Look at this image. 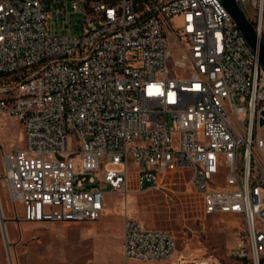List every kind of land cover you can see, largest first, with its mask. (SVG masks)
<instances>
[{
	"label": "built area",
	"instance_id": "built-area-1",
	"mask_svg": "<svg viewBox=\"0 0 264 264\" xmlns=\"http://www.w3.org/2000/svg\"><path fill=\"white\" fill-rule=\"evenodd\" d=\"M235 2L261 37L264 0ZM0 114L22 222L99 221L97 176L128 193L130 162L143 193L189 170L205 215L245 225L240 263L264 260V68L221 0H0ZM123 251L165 262L176 236L127 219Z\"/></svg>",
	"mask_w": 264,
	"mask_h": 264
},
{
	"label": "rangeland",
	"instance_id": "rangeland-1",
	"mask_svg": "<svg viewBox=\"0 0 264 264\" xmlns=\"http://www.w3.org/2000/svg\"><path fill=\"white\" fill-rule=\"evenodd\" d=\"M241 11L255 22L250 6ZM249 15H248V14ZM75 19L80 20L81 16ZM180 24V19L173 21ZM264 41V33L261 36ZM176 54L168 61L172 71ZM264 134V127L260 129ZM20 123L0 114V175L5 165L2 153H10L19 143ZM129 192L113 191L97 176L105 193V211L97 222L74 224H29L22 222L23 208L17 216L8 188L0 184L6 232L11 240L7 249L0 225V264H149L126 262L123 251L124 223L141 222L150 229L169 231L176 236L171 259L156 264H241V248L247 253L245 225L230 216H207L201 196L191 186L192 172L176 173L163 188L139 192L140 167L129 164ZM221 175H226L222 169ZM246 264H250L247 260ZM261 264H264V260Z\"/></svg>",
	"mask_w": 264,
	"mask_h": 264
},
{
	"label": "water",
	"instance_id": "water-1",
	"mask_svg": "<svg viewBox=\"0 0 264 264\" xmlns=\"http://www.w3.org/2000/svg\"><path fill=\"white\" fill-rule=\"evenodd\" d=\"M226 10L233 17L237 27L244 35L248 44L252 48V50L257 53L259 62L264 68V42L261 40V37L253 27V25L249 22V20L245 17L235 0H221ZM264 124V121L261 123ZM5 236L6 232L4 233Z\"/></svg>",
	"mask_w": 264,
	"mask_h": 264
},
{
	"label": "bare ground",
	"instance_id": "bare-ground-1",
	"mask_svg": "<svg viewBox=\"0 0 264 264\" xmlns=\"http://www.w3.org/2000/svg\"><path fill=\"white\" fill-rule=\"evenodd\" d=\"M0 225L2 227V231H3V236H4L6 247H7V249H11L12 250L11 240H10V237H8L7 232H6L7 225H6L5 216H4V213H3V210H2V201L0 202ZM5 232H6L7 236L4 235ZM13 264H14V262H13Z\"/></svg>",
	"mask_w": 264,
	"mask_h": 264
},
{
	"label": "crops",
	"instance_id": "crops-1",
	"mask_svg": "<svg viewBox=\"0 0 264 264\" xmlns=\"http://www.w3.org/2000/svg\"><path fill=\"white\" fill-rule=\"evenodd\" d=\"M156 263H160V262H152V263H149V264H156Z\"/></svg>",
	"mask_w": 264,
	"mask_h": 264
},
{
	"label": "trees",
	"instance_id": "trees-1",
	"mask_svg": "<svg viewBox=\"0 0 264 264\" xmlns=\"http://www.w3.org/2000/svg\"><path fill=\"white\" fill-rule=\"evenodd\" d=\"M264 42V41H263Z\"/></svg>",
	"mask_w": 264,
	"mask_h": 264
}]
</instances>
